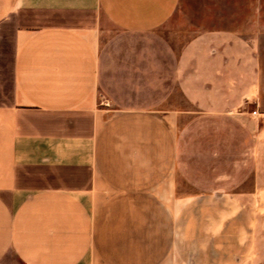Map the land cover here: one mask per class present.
I'll use <instances>...</instances> for the list:
<instances>
[{
  "label": "crops",
  "instance_id": "crops-1",
  "mask_svg": "<svg viewBox=\"0 0 264 264\" xmlns=\"http://www.w3.org/2000/svg\"><path fill=\"white\" fill-rule=\"evenodd\" d=\"M245 1L0 0V264H174L190 215L184 264L236 259L222 201L264 193Z\"/></svg>",
  "mask_w": 264,
  "mask_h": 264
},
{
  "label": "rangeland",
  "instance_id": "rangeland-1",
  "mask_svg": "<svg viewBox=\"0 0 264 264\" xmlns=\"http://www.w3.org/2000/svg\"><path fill=\"white\" fill-rule=\"evenodd\" d=\"M252 4L254 9H262L264 12V0H252ZM248 5V1L237 0V8L240 10H244L246 7L248 8ZM258 41L261 46L260 51L262 53L264 68V34L259 35ZM256 183L255 178L249 179L238 190V192H236V194H230V200L222 201V219L220 228L222 238L226 239L221 240L219 248L226 250V252L230 249L234 253L236 252L237 255L236 259L235 257H229L227 255H222L220 258H216L215 256L216 261H219L220 259V264H256L254 260L257 253L263 254L264 263V193L252 192ZM199 212L201 211L198 209L193 210V212L190 210V214L192 213L193 215L195 213V216ZM230 215L232 216L229 218ZM197 217H199V215ZM188 221L189 222L183 224V226L181 225L182 223L178 224V239L176 242V256L174 257V264H184L186 260L185 255L187 248H189L190 253L193 254L196 250L197 242L192 241V238L198 235L197 230L200 229V224H198L199 222L197 221L198 223L194 225L191 215L188 217ZM230 228L233 233L229 230ZM229 233H231V235H229ZM229 236H234L235 239L236 237L238 239L236 241L234 239L229 241L227 240ZM186 238H188V240H186ZM209 260H211L210 263H212V258H209ZM204 263H207V258L205 257H189L188 264Z\"/></svg>",
  "mask_w": 264,
  "mask_h": 264
}]
</instances>
